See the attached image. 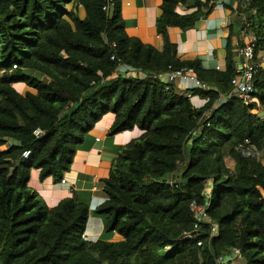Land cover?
Wrapping results in <instances>:
<instances>
[{"label":"trees","instance_id":"obj_1","mask_svg":"<svg viewBox=\"0 0 264 264\" xmlns=\"http://www.w3.org/2000/svg\"><path fill=\"white\" fill-rule=\"evenodd\" d=\"M120 1L0 0V264H221L231 250L240 264H264V161L237 150L249 142L264 151V70L245 106L231 86L232 24L224 71L177 57L167 29H194L213 0H161V51L126 33ZM111 5L112 14L104 9ZM180 5L191 12L178 13ZM242 13L255 53L264 51V0ZM119 63L146 78H112ZM179 70L208 86L186 91L207 100L201 108L157 78ZM107 114L109 136L139 131L113 159L95 210L118 241L82 237L89 208L75 196L48 208L28 187L33 169L59 183Z\"/></svg>","mask_w":264,"mask_h":264},{"label":"crops","instance_id":"obj_2","mask_svg":"<svg viewBox=\"0 0 264 264\" xmlns=\"http://www.w3.org/2000/svg\"><path fill=\"white\" fill-rule=\"evenodd\" d=\"M160 5L161 0H121L119 6L126 33L159 51L163 49V38L156 33L155 20L160 14ZM116 9L117 6L111 5L110 13H114ZM177 12L185 14L191 11L180 5ZM231 24L234 25L235 33H238L233 37L234 43L239 40L241 20L234 13L230 16L225 8L203 10L194 29L183 32L178 28H168L167 36L170 42L176 45L179 59H200L204 68L224 71L225 45ZM202 100L199 97L195 99L194 106L201 108L204 105ZM107 116H110V119L106 128L100 133L96 132L95 128L101 123L100 120L92 129L93 135L88 133L84 143L77 148L73 164L63 177L66 185L56 183L52 178L40 181L39 171L33 169L29 174L28 187L44 198L48 208L54 207L63 199L75 196L79 203L89 208L84 236L93 240L118 241V234L105 232V216L96 214L95 210L106 200L101 185L109 176L113 159L119 153L120 147L136 138L139 131L134 129L116 134L114 138H105L114 119L112 114ZM111 142L115 144L113 148ZM94 203L92 215L90 208ZM234 263L240 264V259Z\"/></svg>","mask_w":264,"mask_h":264},{"label":"built area","instance_id":"obj_3","mask_svg":"<svg viewBox=\"0 0 264 264\" xmlns=\"http://www.w3.org/2000/svg\"><path fill=\"white\" fill-rule=\"evenodd\" d=\"M250 2L251 0H213L211 2L213 4L211 10L217 8H225L229 11L230 16L234 13L241 20L239 40H235V42L233 43L236 54V74L231 79V86L232 92L234 93L236 98L245 106H250L254 103V93L256 92L254 86L255 76L257 75L258 71L264 70V51L255 53L254 45L256 38L253 32L248 31L249 24L246 22V18L242 13V11L248 8ZM104 9L110 12L109 6ZM13 68H16V65H14ZM118 76H123L126 78L133 77L140 80L146 78L145 73H143L142 71L124 65L122 63H119L117 65L115 71L113 72L112 78H116ZM157 78L167 85H172L174 87L176 86L175 88H177L178 90L180 87L183 90L180 91L185 92L186 97L191 101L194 108H196L194 102L195 99L198 98V96L186 93V91H190L193 89H209L208 86L197 81L195 75L191 70L170 71L158 75ZM206 101L207 100L205 99L202 100L204 104L206 103ZM39 133V130L35 131L36 135H38ZM248 144L249 142H246V145ZM246 145H240L239 147H237V150L241 153V155L249 158L262 159L264 161V151H258L254 147H247ZM28 155L29 152H25L23 154V157L27 158ZM59 183L63 185L67 184L66 180L64 179H62ZM101 189L103 190V185H101ZM193 210H195L197 223H211L212 233H215L217 229L216 225L212 224L203 210L195 207H193ZM82 237L84 238L85 236L83 235ZM197 245L201 246L202 242H198ZM238 259H240L239 251L231 250V253L227 257L220 258L218 262L221 264H235L234 262Z\"/></svg>","mask_w":264,"mask_h":264},{"label":"rangeland","instance_id":"obj_4","mask_svg":"<svg viewBox=\"0 0 264 264\" xmlns=\"http://www.w3.org/2000/svg\"><path fill=\"white\" fill-rule=\"evenodd\" d=\"M176 87V86H175ZM179 90H182L180 87H179ZM183 91V90H182ZM110 119V116H104L102 119H101V123H98L97 124V128H95V130H96V132L97 133H100V132H102L105 128H106V125H107V122H108V120ZM135 129H137V128H135ZM130 131V130H129ZM90 134V136H92L93 134V130H91L90 132H89ZM109 132H107L106 133V136H105V138H114V135L112 136H109V134H108ZM89 135H88V137H89ZM129 137H131V136H128V138ZM111 144H112V148L115 146V144L113 143V142H111ZM123 148V146L122 147H120V150ZM2 149H4V147H2ZM224 164H225V166L231 171V172H233L234 170H235V164H234V161L231 159V157L229 156V155H226L225 156V158H224ZM179 174H180V171H178L176 174H174L172 177H170L168 180H170L171 182H173V181H176V180H178V176H179ZM263 196H264V193H263ZM38 198H39V200L43 203V204H45V200H44V198L41 196V195H38ZM94 206H95V203L92 205V207L90 208V211H91V214L93 215V210H94ZM85 234V233H84Z\"/></svg>","mask_w":264,"mask_h":264}]
</instances>
